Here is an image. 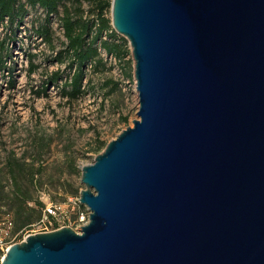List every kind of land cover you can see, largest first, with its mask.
<instances>
[{
	"label": "water",
	"instance_id": "water-1",
	"mask_svg": "<svg viewBox=\"0 0 264 264\" xmlns=\"http://www.w3.org/2000/svg\"><path fill=\"white\" fill-rule=\"evenodd\" d=\"M138 119L82 167L89 221L2 264H264V0H113Z\"/></svg>",
	"mask_w": 264,
	"mask_h": 264
},
{
	"label": "rangeland",
	"instance_id": "rangeland-1",
	"mask_svg": "<svg viewBox=\"0 0 264 264\" xmlns=\"http://www.w3.org/2000/svg\"><path fill=\"white\" fill-rule=\"evenodd\" d=\"M84 8L88 11L89 4L85 3ZM44 18L42 9H30L22 24L14 27L7 67L0 70V167L11 151L18 156L24 153L35 156L32 147L35 139L51 142L50 151L44 155L48 177L36 196L47 203H61L63 208L54 218L56 225L52 226L54 220L52 224H37L7 239L12 245L43 230L63 226L79 230V222L67 198L75 197L69 192L71 186H78L80 192L85 189L81 182L82 167L92 163L97 155L91 150L92 146L98 137L108 142L115 139L138 119L137 85L129 41L118 34L126 40L129 49L124 67H119L111 58L97 67L89 66L83 83L86 93L75 101H68L59 85L69 79L73 71L67 63L56 61L57 51L64 49L66 42L60 17H53L51 23L55 49L37 33ZM5 32L10 33V30L4 29ZM120 68L126 71L125 79L121 77ZM55 72H62L63 80L59 85H47L44 92V86ZM109 80L118 82L119 88L114 90V83L106 85ZM125 116L127 123L121 121ZM72 157L78 169L76 173L71 171Z\"/></svg>",
	"mask_w": 264,
	"mask_h": 264
},
{
	"label": "trees",
	"instance_id": "trees-1",
	"mask_svg": "<svg viewBox=\"0 0 264 264\" xmlns=\"http://www.w3.org/2000/svg\"><path fill=\"white\" fill-rule=\"evenodd\" d=\"M112 1L72 0L70 3L69 0H0V70L7 67L14 27L22 24L30 9L40 8L44 11L45 18L37 29L38 35L55 49L51 23L53 17H60L66 42L65 48L57 51L56 61L67 63V67L73 71L70 78L61 85L59 81L63 80L64 75L62 72H55L44 86V92L47 91V85H59L63 97L68 101L79 99L86 93L83 83L89 66L97 67L111 58L119 67H124L129 55L126 40L112 26ZM85 3L89 4L90 15L84 8ZM4 29L10 30V33H4ZM120 71L121 77L125 79L126 71L123 68ZM110 83H114V90L119 88L118 82L109 80L106 85ZM121 121L127 123L129 120L125 116ZM108 143L98 137L91 150L98 155ZM32 147L35 156L27 153L18 156L11 151L0 167V239L6 241L37 225L49 204L36 196V193L46 184L44 180L48 177V172L44 155L50 151L51 142H45L43 138L35 139ZM70 166L72 172L78 171L73 157ZM69 192L78 197L80 188L71 186ZM51 204L61 203L52 201ZM51 219L54 220L53 225H56L55 219Z\"/></svg>",
	"mask_w": 264,
	"mask_h": 264
},
{
	"label": "built area",
	"instance_id": "built-area-1",
	"mask_svg": "<svg viewBox=\"0 0 264 264\" xmlns=\"http://www.w3.org/2000/svg\"><path fill=\"white\" fill-rule=\"evenodd\" d=\"M67 201L70 204V206H72L74 214H76V222H79L80 225L79 230H77V232H79L82 229V227L88 223L90 217V211L87 208L85 209L84 208L85 206L81 204L80 197H69ZM62 208H63V204L49 203L47 205L46 212L44 213V216L41 219V221L38 223V225L44 223L52 224L51 220L53 219L51 218L52 217L55 218L59 213H61ZM43 232H47V231L43 230ZM11 245L12 244H9L7 241H5V239L3 238L0 239V264H2L5 255L7 253V249L10 248Z\"/></svg>",
	"mask_w": 264,
	"mask_h": 264
}]
</instances>
